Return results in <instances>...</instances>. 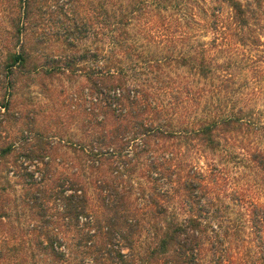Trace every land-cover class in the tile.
Masks as SVG:
<instances>
[{
  "label": "trees",
  "instance_id": "trees-1",
  "mask_svg": "<svg viewBox=\"0 0 264 264\" xmlns=\"http://www.w3.org/2000/svg\"><path fill=\"white\" fill-rule=\"evenodd\" d=\"M241 71L264 0H0V264H264Z\"/></svg>",
  "mask_w": 264,
  "mask_h": 264
},
{
  "label": "rangeland",
  "instance_id": "rangeland-1",
  "mask_svg": "<svg viewBox=\"0 0 264 264\" xmlns=\"http://www.w3.org/2000/svg\"><path fill=\"white\" fill-rule=\"evenodd\" d=\"M199 6H201V4H199ZM194 36H196L195 38L199 40V36ZM209 38L210 35H208L205 40H209ZM181 72L182 75L188 77V74H186L184 70H181ZM238 75L236 85L233 88L236 92L232 94V98H235L238 106L240 105L245 107L247 113L245 118L247 120H251L253 122L261 121L264 124V74L258 75L257 78H254L256 75L241 71ZM189 79L192 80V78ZM241 137V147L249 148L254 145L264 146V138H260L258 134L254 133V130L252 131L249 129L247 132L244 131V134H241ZM239 140L241 139L239 138ZM236 150L238 149L236 148ZM210 158L216 162L221 160L220 156ZM224 169L230 182L235 185L241 186L246 182V171L241 167V165L229 163L224 165ZM260 200L264 202V196L260 197ZM2 236L3 235H0L1 239Z\"/></svg>",
  "mask_w": 264,
  "mask_h": 264
}]
</instances>
